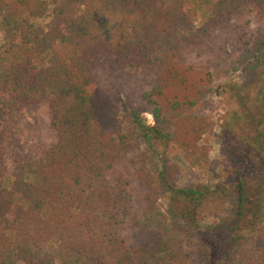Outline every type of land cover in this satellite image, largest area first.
<instances>
[{
	"label": "trees",
	"instance_id": "trees-1",
	"mask_svg": "<svg viewBox=\"0 0 264 264\" xmlns=\"http://www.w3.org/2000/svg\"><path fill=\"white\" fill-rule=\"evenodd\" d=\"M51 4L41 26L47 0H0V122L46 100L56 131L11 168L0 132V264H264V0H210L199 26L184 0ZM236 70L222 132L231 214L223 188L179 185L153 143L206 156L193 109Z\"/></svg>",
	"mask_w": 264,
	"mask_h": 264
},
{
	"label": "rangeland",
	"instance_id": "rangeland-1",
	"mask_svg": "<svg viewBox=\"0 0 264 264\" xmlns=\"http://www.w3.org/2000/svg\"><path fill=\"white\" fill-rule=\"evenodd\" d=\"M47 14L43 17L34 19L38 25H44L50 18L52 8L51 0ZM187 6L193 9L195 17L193 22L195 26L201 25L209 16L210 0H184ZM2 43V34L0 32V44ZM222 44V42H221ZM226 48H230L225 45ZM221 75L219 78L214 77L212 81L213 90L207 96L210 99V104H197L193 111L197 118H204L207 125L206 131L202 133L198 140L200 148L206 152V156L199 154L202 150L196 152V159H192L186 155L172 140L168 147L160 146L158 142L153 143L154 148L158 153L166 152L169 159L179 166L178 184H197L204 183L212 188H223L228 194L227 206L228 212H235L237 193L235 190V177L230 172L231 164L225 161L222 156V145L226 141L231 143V140L225 139L222 135L224 127H227V122H230L229 113L237 108L230 98V82H239L240 70L231 71L228 75ZM207 77V74L205 73ZM139 81L138 91L147 89L149 84ZM128 87L135 86L132 81H126ZM191 112V111H190ZM142 118L145 124L152 126L154 119L152 114L144 109ZM235 131V130H234ZM1 144L5 148V159L9 168L12 166L11 155L14 152L20 154H28L30 152L39 151L56 140V131L51 125L50 112L46 100L33 104L32 106H24L20 111L8 116V118L0 122ZM143 148L145 144L143 143ZM150 168L155 175L161 168L157 156L152 157ZM6 178H8L6 176ZM34 180L33 176L28 177ZM158 205L161 209L167 211V198L161 196L158 200ZM172 220V216H169ZM212 218H205L200 222L201 228L205 229L211 222ZM20 264V263H19Z\"/></svg>",
	"mask_w": 264,
	"mask_h": 264
}]
</instances>
